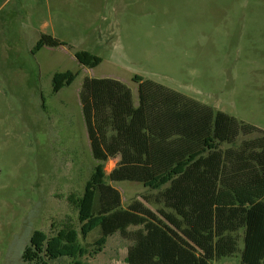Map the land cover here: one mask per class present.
Returning a JSON list of instances; mask_svg holds the SVG:
<instances>
[{"label":"rangeland","instance_id":"374dc122","mask_svg":"<svg viewBox=\"0 0 264 264\" xmlns=\"http://www.w3.org/2000/svg\"><path fill=\"white\" fill-rule=\"evenodd\" d=\"M41 34L66 44L33 53ZM77 50L102 60L82 66ZM67 70L74 81L53 92V74ZM135 75L264 130V0H0V264H22L34 230L76 219L67 196L83 192L98 163L79 98L83 79H117L137 105ZM260 135L241 134L235 146ZM110 183L125 207L136 200L162 208L158 190ZM128 245L115 234L96 261L125 264Z\"/></svg>","mask_w":264,"mask_h":264},{"label":"trees","instance_id":"16d2710c","mask_svg":"<svg viewBox=\"0 0 264 264\" xmlns=\"http://www.w3.org/2000/svg\"><path fill=\"white\" fill-rule=\"evenodd\" d=\"M66 43L41 34L32 52ZM93 68L101 57L74 53ZM70 70L52 76V91L71 84ZM137 105L131 89L113 78L83 79L79 98L93 158L98 162L82 193L71 192L68 214L52 222L50 232L34 230L22 264H87L118 232L134 244L128 264H214L238 257V264H264V130L213 109L139 75ZM259 131L243 140L241 134ZM229 146L223 148L222 146ZM119 156L107 174L104 163ZM139 182L158 190L162 208L152 211L134 200L122 205L110 182ZM95 239L84 242L91 232Z\"/></svg>","mask_w":264,"mask_h":264},{"label":"crops","instance_id":"0c3cea01","mask_svg":"<svg viewBox=\"0 0 264 264\" xmlns=\"http://www.w3.org/2000/svg\"><path fill=\"white\" fill-rule=\"evenodd\" d=\"M50 47V46H49ZM119 156H117V157H115V158H113V159H117V160H119ZM111 171V170H110ZM109 171V172H110ZM109 172H106L107 174L109 173ZM115 187V186H114ZM116 188V187H115ZM118 189V188H117ZM119 190V189H118ZM121 199H122V196H121ZM122 205H123V202H122ZM124 206V205H123ZM125 207V206H124ZM138 228H139V226H129L128 227V232L130 233L129 234V237H124V236H122V235H120L118 232H116V233H114V234H112V235H110L108 238H107V241H106V243H105V245H104V247L106 246V244H107V242H108V239L110 238V237H112V236H114L115 234H119L123 239H126V240H128L129 241V245H128V247H127V250H126V254H125V264H128L127 262H126V257H127V253H128V248L129 247H131L133 244H134V241H133V239H132V236H131V233L132 232H134V231H136V230H138ZM84 242H86V241H84ZM87 243V242H86ZM104 247H103V249H104ZM103 249L100 251V252H98L97 254H94V255H85V256H83L82 257V260L84 261V259L87 257V256H89L90 257V259L88 260V263L89 264H101V263H99V262H97L96 260H97V258L99 257V254H102V252H103ZM226 258H231V257H226ZM223 259H225V258H223ZM222 259V260H223ZM221 260V261H222ZM220 261V262H221ZM214 264H216V263H214ZM237 264H238V262H237Z\"/></svg>","mask_w":264,"mask_h":264}]
</instances>
